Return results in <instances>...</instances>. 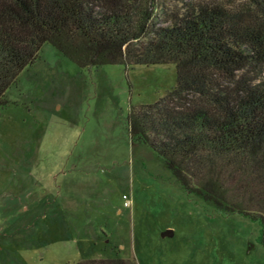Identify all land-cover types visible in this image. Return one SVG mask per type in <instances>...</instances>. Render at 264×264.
<instances>
[{"label": "rangeland", "instance_id": "rangeland-1", "mask_svg": "<svg viewBox=\"0 0 264 264\" xmlns=\"http://www.w3.org/2000/svg\"><path fill=\"white\" fill-rule=\"evenodd\" d=\"M176 82L174 65L80 68L42 47L0 106V264H264L257 222L188 193L131 139L130 109Z\"/></svg>", "mask_w": 264, "mask_h": 264}, {"label": "trees", "instance_id": "trees-1", "mask_svg": "<svg viewBox=\"0 0 264 264\" xmlns=\"http://www.w3.org/2000/svg\"><path fill=\"white\" fill-rule=\"evenodd\" d=\"M45 44L80 68L174 65L176 86L130 109L131 139L264 246V0H0V106Z\"/></svg>", "mask_w": 264, "mask_h": 264}, {"label": "water", "instance_id": "water-1", "mask_svg": "<svg viewBox=\"0 0 264 264\" xmlns=\"http://www.w3.org/2000/svg\"><path fill=\"white\" fill-rule=\"evenodd\" d=\"M173 236V232L172 231H166L163 233V237H172Z\"/></svg>", "mask_w": 264, "mask_h": 264}]
</instances>
